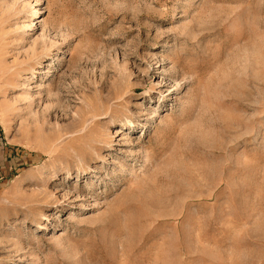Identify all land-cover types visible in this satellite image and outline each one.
I'll return each mask as SVG.
<instances>
[{"label": "rangeland", "instance_id": "374dc122", "mask_svg": "<svg viewBox=\"0 0 264 264\" xmlns=\"http://www.w3.org/2000/svg\"><path fill=\"white\" fill-rule=\"evenodd\" d=\"M0 264H264V0H0Z\"/></svg>", "mask_w": 264, "mask_h": 264}, {"label": "bare ground", "instance_id": "6f19581e", "mask_svg": "<svg viewBox=\"0 0 264 264\" xmlns=\"http://www.w3.org/2000/svg\"><path fill=\"white\" fill-rule=\"evenodd\" d=\"M38 14V11L36 10V12H35V15H37ZM38 16H36V18H37ZM80 174L81 173H85L84 172V170H82L81 172H79ZM38 227H40V228H42V229H44L45 228V226L44 225H38Z\"/></svg>", "mask_w": 264, "mask_h": 264}]
</instances>
